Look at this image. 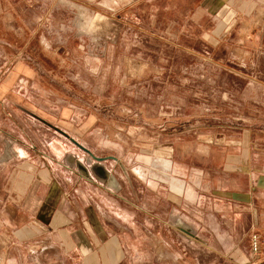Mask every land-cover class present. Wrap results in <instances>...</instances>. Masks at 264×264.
Masks as SVG:
<instances>
[{
    "label": "rangeland",
    "instance_id": "rangeland-1",
    "mask_svg": "<svg viewBox=\"0 0 264 264\" xmlns=\"http://www.w3.org/2000/svg\"><path fill=\"white\" fill-rule=\"evenodd\" d=\"M217 5L191 23L165 14L162 24L186 27L155 32L66 0H0V117H26L35 142L74 152L100 174L114 170L99 177L130 264H228L221 254L238 260L250 250L218 214L250 184L251 196L261 194L264 0ZM43 120L116 159L94 160ZM244 147L253 173L225 172L226 155ZM112 192L125 194L118 211ZM188 198L189 220L180 206ZM186 224L194 234L181 231ZM39 248L10 247L0 234V264H53L55 254Z\"/></svg>",
    "mask_w": 264,
    "mask_h": 264
},
{
    "label": "crops",
    "instance_id": "crops-1",
    "mask_svg": "<svg viewBox=\"0 0 264 264\" xmlns=\"http://www.w3.org/2000/svg\"><path fill=\"white\" fill-rule=\"evenodd\" d=\"M66 1L78 8L96 11L107 20L119 19L123 24L133 23L141 31L148 29L158 32L161 28L186 27L169 20L166 25L162 24L165 14H181L182 19H187L184 21L191 23L197 21L201 14H212L215 3L219 4V8L221 1L229 0H215L214 3L211 0ZM122 18L123 21H120ZM190 27L192 24H188ZM32 118L35 119V115L32 114ZM27 120L30 121L19 116L0 117V234L5 235L6 244L22 248L37 245L41 247V253L55 254L53 264H130L127 254L131 250L124 243L125 231L118 229L119 223L108 214L105 203H109V198L105 199L107 197L104 195L111 192V188L99 177L114 170L102 167L100 174L94 165L83 164L82 158L74 152L63 154L47 139L41 140V143L40 139L35 142L25 132L24 121L28 124ZM42 122L63 135L57 130L58 127L44 120ZM8 123L15 126L7 128ZM248 150L244 147L241 155L227 154L221 164L222 169L227 173H253ZM172 188H175L173 184ZM259 188L260 197L250 195L254 189V185L250 184L241 197L225 198L229 200L226 204L229 212L217 213L230 221V233L240 227L242 235L249 241L253 232L264 235V179ZM127 189L136 195L135 186ZM139 192L142 193L141 190ZM111 194L115 198L111 207H116L114 210L118 211L120 201L126 199L125 194ZM166 198L172 202L171 206L178 204L177 198ZM131 204L141 210L138 203ZM189 204V198L180 202L185 212L182 219L189 220ZM129 207L131 209V205ZM181 231L188 236L194 234L187 224L181 227ZM249 246V252L238 260L234 254H221V257L228 264H264V245H261L259 252H253ZM134 261V264H141Z\"/></svg>",
    "mask_w": 264,
    "mask_h": 264
},
{
    "label": "water",
    "instance_id": "water-1",
    "mask_svg": "<svg viewBox=\"0 0 264 264\" xmlns=\"http://www.w3.org/2000/svg\"><path fill=\"white\" fill-rule=\"evenodd\" d=\"M57 130L59 132H61L64 136L68 137L69 140L78 148H80L81 150H83L84 152H86L89 156H91V158H93L96 161H104L108 158L111 159H116V157L114 156H108V157H98L96 155H94L88 148H86L85 146H83L82 144H80L77 140H75L73 137L69 136L66 132H64L63 130L57 128Z\"/></svg>",
    "mask_w": 264,
    "mask_h": 264
},
{
    "label": "built area",
    "instance_id": "built-area-1",
    "mask_svg": "<svg viewBox=\"0 0 264 264\" xmlns=\"http://www.w3.org/2000/svg\"><path fill=\"white\" fill-rule=\"evenodd\" d=\"M250 245L253 252H259L261 245H264V235L253 232L250 236Z\"/></svg>",
    "mask_w": 264,
    "mask_h": 264
},
{
    "label": "bare ground",
    "instance_id": "bare-ground-1",
    "mask_svg": "<svg viewBox=\"0 0 264 264\" xmlns=\"http://www.w3.org/2000/svg\"><path fill=\"white\" fill-rule=\"evenodd\" d=\"M154 164V163H153Z\"/></svg>",
    "mask_w": 264,
    "mask_h": 264
}]
</instances>
